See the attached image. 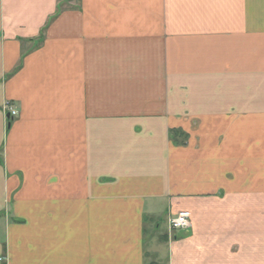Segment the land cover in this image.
Here are the masks:
<instances>
[{"label":"crops","instance_id":"0c3cea01","mask_svg":"<svg viewBox=\"0 0 264 264\" xmlns=\"http://www.w3.org/2000/svg\"><path fill=\"white\" fill-rule=\"evenodd\" d=\"M0 264H264V0H0Z\"/></svg>","mask_w":264,"mask_h":264},{"label":"built area","instance_id":"2783aa9c","mask_svg":"<svg viewBox=\"0 0 264 264\" xmlns=\"http://www.w3.org/2000/svg\"><path fill=\"white\" fill-rule=\"evenodd\" d=\"M4 107L9 119L17 116L18 110L11 102H6ZM168 223L171 230L186 229L191 224V213L187 210L180 211L170 217Z\"/></svg>","mask_w":264,"mask_h":264},{"label":"trees","instance_id":"16d2710c","mask_svg":"<svg viewBox=\"0 0 264 264\" xmlns=\"http://www.w3.org/2000/svg\"><path fill=\"white\" fill-rule=\"evenodd\" d=\"M172 133V135H173V137L174 138H176V137H181L182 139H181V142L183 143L184 141H185V139L187 138V135L184 133V132H182V131H179V130H173V131H171ZM180 141V140H179Z\"/></svg>","mask_w":264,"mask_h":264},{"label":"rangeland","instance_id":"374dc122","mask_svg":"<svg viewBox=\"0 0 264 264\" xmlns=\"http://www.w3.org/2000/svg\"><path fill=\"white\" fill-rule=\"evenodd\" d=\"M9 119V118H8ZM10 121V120H9Z\"/></svg>","mask_w":264,"mask_h":264}]
</instances>
